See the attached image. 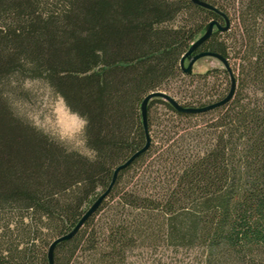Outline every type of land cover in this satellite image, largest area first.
Wrapping results in <instances>:
<instances>
[{"label": "trees", "instance_id": "trees-1", "mask_svg": "<svg viewBox=\"0 0 264 264\" xmlns=\"http://www.w3.org/2000/svg\"><path fill=\"white\" fill-rule=\"evenodd\" d=\"M203 1L230 25L195 52L228 61L233 96L201 113L152 98L149 148L57 244L54 264H264V0ZM211 20L226 26L192 0H0V84L15 73L13 91L24 96L25 81L50 82L89 117L97 151L92 161L65 153L0 97V264H50L52 241L145 145L146 95L162 90L185 107L227 96V68L181 67ZM221 75L226 87L215 89Z\"/></svg>", "mask_w": 264, "mask_h": 264}, {"label": "clouds", "instance_id": "clouds-1", "mask_svg": "<svg viewBox=\"0 0 264 264\" xmlns=\"http://www.w3.org/2000/svg\"><path fill=\"white\" fill-rule=\"evenodd\" d=\"M179 24L178 14L171 25L176 27ZM16 75L14 73L9 77L7 86L0 84V97L7 102L13 116L47 137L65 153H75L89 161L94 160L97 151L89 143V117L74 109L63 93L48 81L42 82L47 92V103L33 104L22 100L13 91L19 83ZM24 86H28L27 81L24 82ZM65 117L70 119L66 120Z\"/></svg>", "mask_w": 264, "mask_h": 264}, {"label": "water", "instance_id": "water-1", "mask_svg": "<svg viewBox=\"0 0 264 264\" xmlns=\"http://www.w3.org/2000/svg\"><path fill=\"white\" fill-rule=\"evenodd\" d=\"M192 1L198 5H201L203 7H207L209 9H213V10L221 13L226 19V26H222L217 20H211L207 24L205 32L192 43V45L190 46L188 51L183 55V57L181 59L182 70L188 74L192 73L193 72V66L198 59H200L202 57H206V56L215 57V58L219 59L223 63L224 67L227 68L228 71L230 72L231 88H230L229 93L227 94V96L224 99H222L218 102L203 106V107H185L174 96H172L171 94H169L165 91H162V90L154 91V92H151L148 95H146L145 98L143 99L142 103H141V112H142V117H143V124H144L145 131H146V143H145V145L140 150L136 151L129 159H127L125 162L121 163L115 169L112 181H111L110 185L108 186V188L101 195H99V197L92 203V205L87 209V211L81 217V219L76 224V226L70 232H68L64 235H61L52 241V243L49 246V250H48V258H49L50 264H54V253H55V248H56L57 244L63 240H66V239L73 237L80 230V228L83 226L85 221L99 208V206L101 205L104 198L111 191V189H112V187L116 181V178H117L119 171L121 169L125 168L126 166H128L129 164H131L141 153H143L144 151H146L149 148V146L151 144V136H150V133L148 131V125H147V108H148V103L152 98L162 97V98L166 99L167 101H169L177 110H179L181 112L201 113V112H204V111H207V110H210V109H213L215 107L223 105L233 96L234 91H235V87H236V79H235V76L233 74V71H232L231 66L229 65L228 61L224 57H222L221 55H219L215 52H211V51L195 52L196 49L210 37L215 26L221 30L227 29L230 25L229 18L223 12L219 11L215 6H213L212 4H210L208 2H205L203 0H192ZM186 59H189V62L187 65H185Z\"/></svg>", "mask_w": 264, "mask_h": 264}, {"label": "rangeland", "instance_id": "rangeland-1", "mask_svg": "<svg viewBox=\"0 0 264 264\" xmlns=\"http://www.w3.org/2000/svg\"><path fill=\"white\" fill-rule=\"evenodd\" d=\"M187 65V62H186ZM224 68L223 63L212 56H206L198 59L194 66H193V73L195 74H201L206 72L208 69L211 68ZM219 80L216 78H212V84L214 82L215 89H224L226 87V82L224 78H222V75L219 76ZM28 86L26 88L29 89L28 94L24 96H18L22 100L28 101L33 104H40V103H47L48 102V97H47V92L45 90V86L42 83V80H28ZM198 84L195 83L194 85H190L189 81H185V83L178 81V82H173V86L177 85H182L183 88H188V89H194L195 85ZM22 110V108H21ZM66 120H69L70 118L65 117Z\"/></svg>", "mask_w": 264, "mask_h": 264}]
</instances>
